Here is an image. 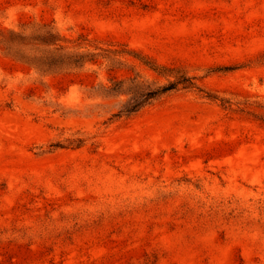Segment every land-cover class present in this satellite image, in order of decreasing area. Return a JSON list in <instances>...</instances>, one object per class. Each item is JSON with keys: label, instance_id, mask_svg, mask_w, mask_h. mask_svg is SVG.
Masks as SVG:
<instances>
[{"label": "rangeland", "instance_id": "1", "mask_svg": "<svg viewBox=\"0 0 264 264\" xmlns=\"http://www.w3.org/2000/svg\"><path fill=\"white\" fill-rule=\"evenodd\" d=\"M0 264H264V0H0Z\"/></svg>", "mask_w": 264, "mask_h": 264}, {"label": "trees", "instance_id": "2", "mask_svg": "<svg viewBox=\"0 0 264 264\" xmlns=\"http://www.w3.org/2000/svg\"><path fill=\"white\" fill-rule=\"evenodd\" d=\"M59 38L45 25L35 23L23 25L18 32H10L8 37L4 40L6 49L9 50L15 44H28L32 46L37 52L31 58L33 69L35 71V78L41 77L50 69H53V74H71L78 70V56L72 55L68 52L66 47H63ZM83 57V56H81ZM80 58V62L82 58ZM84 62L82 61V64ZM173 84L163 88L161 92H166L173 89ZM155 92L148 93V97L154 95ZM140 104L134 105L131 112L138 108Z\"/></svg>", "mask_w": 264, "mask_h": 264}]
</instances>
